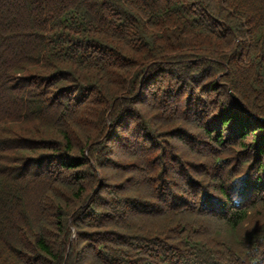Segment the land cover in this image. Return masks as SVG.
Listing matches in <instances>:
<instances>
[{
	"label": "trees",
	"instance_id": "16d2710c",
	"mask_svg": "<svg viewBox=\"0 0 264 264\" xmlns=\"http://www.w3.org/2000/svg\"><path fill=\"white\" fill-rule=\"evenodd\" d=\"M0 264H264V0H0Z\"/></svg>",
	"mask_w": 264,
	"mask_h": 264
},
{
	"label": "rangeland",
	"instance_id": "374dc122",
	"mask_svg": "<svg viewBox=\"0 0 264 264\" xmlns=\"http://www.w3.org/2000/svg\"><path fill=\"white\" fill-rule=\"evenodd\" d=\"M215 43V42H214ZM216 44V43H215ZM213 44L212 47L217 48V44ZM75 235V234H74Z\"/></svg>",
	"mask_w": 264,
	"mask_h": 264
}]
</instances>
